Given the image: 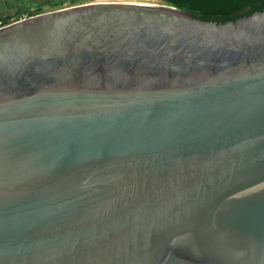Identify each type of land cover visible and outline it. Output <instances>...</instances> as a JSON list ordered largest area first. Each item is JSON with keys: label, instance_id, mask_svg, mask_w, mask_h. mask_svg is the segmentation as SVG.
Here are the masks:
<instances>
[{"label": "water", "instance_id": "95a60500", "mask_svg": "<svg viewBox=\"0 0 264 264\" xmlns=\"http://www.w3.org/2000/svg\"><path fill=\"white\" fill-rule=\"evenodd\" d=\"M0 264H264V10L0 28Z\"/></svg>", "mask_w": 264, "mask_h": 264}, {"label": "trees", "instance_id": "16d2710c", "mask_svg": "<svg viewBox=\"0 0 264 264\" xmlns=\"http://www.w3.org/2000/svg\"><path fill=\"white\" fill-rule=\"evenodd\" d=\"M189 12L204 21L235 22L264 10V0H146ZM34 15V14H33ZM31 15V17H33ZM12 15L0 11V25L11 24Z\"/></svg>", "mask_w": 264, "mask_h": 264}, {"label": "rangeland", "instance_id": "374dc122", "mask_svg": "<svg viewBox=\"0 0 264 264\" xmlns=\"http://www.w3.org/2000/svg\"><path fill=\"white\" fill-rule=\"evenodd\" d=\"M41 1V0H37ZM121 1H146V0H46L43 4L38 7L30 8V9H16L7 11L10 12L13 16V19L10 21L11 24L17 23L21 20L28 19L33 16L47 14L59 10H64L68 8H72L75 6H81L92 3H112V2H121ZM10 24V25H11ZM0 28L1 25H0Z\"/></svg>", "mask_w": 264, "mask_h": 264}, {"label": "crops", "instance_id": "0c3cea01", "mask_svg": "<svg viewBox=\"0 0 264 264\" xmlns=\"http://www.w3.org/2000/svg\"><path fill=\"white\" fill-rule=\"evenodd\" d=\"M46 0H0V11L4 12L6 15H11L8 10H16V9H30L34 7H38L43 4Z\"/></svg>", "mask_w": 264, "mask_h": 264}]
</instances>
